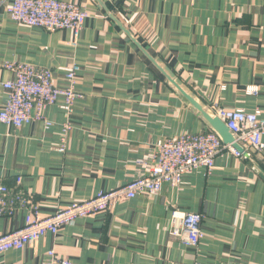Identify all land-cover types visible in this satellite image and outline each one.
<instances>
[{
    "label": "crops",
    "instance_id": "0c3cea01",
    "mask_svg": "<svg viewBox=\"0 0 264 264\" xmlns=\"http://www.w3.org/2000/svg\"><path fill=\"white\" fill-rule=\"evenodd\" d=\"M10 1L0 0V81L12 77L5 61L49 67L59 83L79 66L83 97L70 116L49 105L48 128L0 122V184L14 188L20 177L16 188L42 216L126 184L147 168L158 139L211 129L148 56L207 108H258L264 116V0H63L88 12L75 44L68 29L12 21ZM5 99L0 86V108ZM174 209L203 215L197 247L170 235ZM26 213L18 206L0 217V233L21 228ZM49 250L71 264H264V156L224 152L211 172L196 169L177 187L79 218L0 254V264H46Z\"/></svg>",
    "mask_w": 264,
    "mask_h": 264
},
{
    "label": "built area",
    "instance_id": "2783aa9c",
    "mask_svg": "<svg viewBox=\"0 0 264 264\" xmlns=\"http://www.w3.org/2000/svg\"><path fill=\"white\" fill-rule=\"evenodd\" d=\"M6 11L12 21L27 27H41L48 31L68 29L74 37V44L88 16V12L77 3L63 0H11ZM3 67L12 73L11 78L0 81V86L6 90V99L0 108V122L7 126L21 128L32 121H42L48 128L51 122L44 115L47 106L57 105L68 117L76 102L83 97L75 87L77 64L67 69L64 83H59L51 68L37 67L30 62L5 61ZM257 90L255 86L248 92ZM212 110L232 133V143L224 144L211 129L160 138L152 145L145 160L147 168L129 182L59 207L50 215L42 216L37 206L31 203V198L16 188L20 177H17L14 188L0 184V217L13 215L18 206L27 209L21 228L0 233V254L22 249L47 233L56 234L62 226L79 218L105 212L118 201L138 195L155 196L164 184L177 187L184 175L196 169L204 168L209 173L214 168L215 157L224 152L241 158H248L252 153L264 156V116L260 109L245 111L214 105ZM61 128L65 134L70 128L69 122ZM233 143L240 145L242 150L238 151ZM58 149L63 151L64 145H59ZM202 219L201 213L174 209L169 233L185 246L197 247L204 237ZM46 264H71V261L49 250Z\"/></svg>",
    "mask_w": 264,
    "mask_h": 264
},
{
    "label": "water",
    "instance_id": "95a60500",
    "mask_svg": "<svg viewBox=\"0 0 264 264\" xmlns=\"http://www.w3.org/2000/svg\"><path fill=\"white\" fill-rule=\"evenodd\" d=\"M111 17L114 18L112 15ZM148 57L173 87L201 114L204 120L209 124L211 130L220 138V140L224 144L232 143L234 137L224 122L221 121L210 108H207L205 103L185 83H183V81L160 58ZM233 146L238 151L242 150L237 143H233Z\"/></svg>",
    "mask_w": 264,
    "mask_h": 264
}]
</instances>
